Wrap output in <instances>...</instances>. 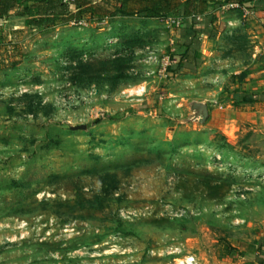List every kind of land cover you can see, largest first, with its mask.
<instances>
[{"label": "rangeland", "instance_id": "374dc122", "mask_svg": "<svg viewBox=\"0 0 264 264\" xmlns=\"http://www.w3.org/2000/svg\"><path fill=\"white\" fill-rule=\"evenodd\" d=\"M11 19L0 23V264H242L259 248L264 159L251 139L188 119L194 78L145 75L162 48L77 18L41 32ZM67 54L89 65L68 72Z\"/></svg>", "mask_w": 264, "mask_h": 264}, {"label": "crops", "instance_id": "0c3cea01", "mask_svg": "<svg viewBox=\"0 0 264 264\" xmlns=\"http://www.w3.org/2000/svg\"><path fill=\"white\" fill-rule=\"evenodd\" d=\"M85 1L81 8L69 10L71 18L84 21L88 28L97 27L107 39L117 40L120 33L128 32L137 39L135 43L144 42L143 48H162L169 63L166 80L192 77L199 88L197 99L181 96L188 119L198 127L221 132L226 141L235 142L239 136L245 142L251 139L246 145H255L259 158L264 159V0H194L193 5L177 0V6L157 16L123 15L115 0ZM88 4H94V14L85 10ZM51 14H57L55 24L31 30L57 28L64 14ZM171 17L179 24L167 27L166 19ZM10 18L19 19L22 26L18 27H24L25 18L15 10L0 23ZM124 43L119 40L117 46ZM142 70V76L133 79L143 81ZM206 82L212 85L211 91L202 95ZM241 260L242 264H264V241L257 250L244 252Z\"/></svg>", "mask_w": 264, "mask_h": 264}, {"label": "trees", "instance_id": "16d2710c", "mask_svg": "<svg viewBox=\"0 0 264 264\" xmlns=\"http://www.w3.org/2000/svg\"><path fill=\"white\" fill-rule=\"evenodd\" d=\"M29 1H33L29 3ZM120 3L117 10L123 15H132L135 13H140L146 16H157L161 12H166L172 10L177 6V0H115ZM194 0H187L188 5H193ZM85 0H72V3L76 9L81 8L86 4ZM20 5H23L20 7ZM91 14H94L95 7L94 4H88L84 7ZM15 10V14L24 17V24L30 27L44 28L50 27L55 24V15L51 12H57L59 15L64 14L62 19H71L69 16V10L67 5L62 3L60 0H0V22L9 16V12ZM68 14V15H67ZM67 16V17H66ZM58 19V18H57ZM75 20L76 17H74ZM65 20L62 23H65ZM2 25L0 24V41H2L3 36H1ZM16 31V30H15ZM83 54V53H82ZM81 54V55H82ZM81 55L73 56L72 54H67L69 64L65 66V69L70 72L71 70H81L80 67H86L89 64H82ZM75 61V66L71 61ZM116 74L121 73L118 67L114 66ZM72 74H75L74 72ZM120 76V75H119ZM71 80V78H70ZM229 255L232 254L234 250L229 249Z\"/></svg>", "mask_w": 264, "mask_h": 264}, {"label": "built area", "instance_id": "2783aa9c", "mask_svg": "<svg viewBox=\"0 0 264 264\" xmlns=\"http://www.w3.org/2000/svg\"><path fill=\"white\" fill-rule=\"evenodd\" d=\"M62 3L67 5L68 10H71L74 8V5L72 3V0H60ZM76 20H73L72 23H74ZM78 24H80L81 20H77L76 21ZM179 21L178 19L175 18H167L166 19V26H173V25H178ZM148 49V48H147ZM147 52H149L151 55H154L156 52H154L153 50H147ZM151 55L150 58L151 59ZM155 54V62L157 64V68L155 70H150V71H146L145 75H152L155 73H160L162 75H166L167 74V66L169 65L168 60L165 58V56L163 54H159V56ZM151 62V60H150ZM150 64V63H149ZM134 71V69H132ZM135 72V71H134ZM163 76V77H164ZM145 91V87L143 85L139 86V88H137L134 91L135 95H138L142 92ZM164 264H198V260L196 259V257L193 254H185L182 255L180 257H176L174 258L172 261L170 262H166Z\"/></svg>", "mask_w": 264, "mask_h": 264}, {"label": "water", "instance_id": "95a60500", "mask_svg": "<svg viewBox=\"0 0 264 264\" xmlns=\"http://www.w3.org/2000/svg\"><path fill=\"white\" fill-rule=\"evenodd\" d=\"M86 126L84 124L73 126V129H84Z\"/></svg>", "mask_w": 264, "mask_h": 264}]
</instances>
